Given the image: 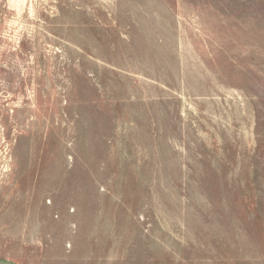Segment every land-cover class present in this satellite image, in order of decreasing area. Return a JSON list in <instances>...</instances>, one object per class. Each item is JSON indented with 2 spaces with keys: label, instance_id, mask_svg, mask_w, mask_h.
Listing matches in <instances>:
<instances>
[{
  "label": "rangeland",
  "instance_id": "374dc122",
  "mask_svg": "<svg viewBox=\"0 0 264 264\" xmlns=\"http://www.w3.org/2000/svg\"><path fill=\"white\" fill-rule=\"evenodd\" d=\"M24 4L0 0V259L264 264V0Z\"/></svg>",
  "mask_w": 264,
  "mask_h": 264
},
{
  "label": "crops",
  "instance_id": "0c3cea01",
  "mask_svg": "<svg viewBox=\"0 0 264 264\" xmlns=\"http://www.w3.org/2000/svg\"><path fill=\"white\" fill-rule=\"evenodd\" d=\"M0 264H19V263L14 262V261H10L7 259H0Z\"/></svg>",
  "mask_w": 264,
  "mask_h": 264
},
{
  "label": "bare ground",
  "instance_id": "6f19581e",
  "mask_svg": "<svg viewBox=\"0 0 264 264\" xmlns=\"http://www.w3.org/2000/svg\"><path fill=\"white\" fill-rule=\"evenodd\" d=\"M11 2L13 4H16L18 6V4H24L26 2V0H11ZM25 5V4H24ZM14 6V5H13ZM18 11V10H17Z\"/></svg>",
  "mask_w": 264,
  "mask_h": 264
}]
</instances>
